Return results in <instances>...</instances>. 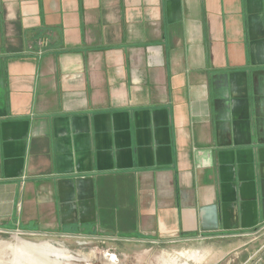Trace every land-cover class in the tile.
Segmentation results:
<instances>
[{
	"label": "crops",
	"instance_id": "0c3cea01",
	"mask_svg": "<svg viewBox=\"0 0 264 264\" xmlns=\"http://www.w3.org/2000/svg\"><path fill=\"white\" fill-rule=\"evenodd\" d=\"M262 226L264 0H0V233Z\"/></svg>",
	"mask_w": 264,
	"mask_h": 264
},
{
	"label": "rangeland",
	"instance_id": "374dc122",
	"mask_svg": "<svg viewBox=\"0 0 264 264\" xmlns=\"http://www.w3.org/2000/svg\"><path fill=\"white\" fill-rule=\"evenodd\" d=\"M14 235L0 233V247L18 245ZM18 236L35 245L48 242L79 258L63 264H106L112 255L116 257V264H264V226L242 237L184 243H128L110 237L76 239L53 234ZM1 248L0 264H13L14 253ZM83 256L88 257L86 261L81 260ZM21 264L29 263L22 261Z\"/></svg>",
	"mask_w": 264,
	"mask_h": 264
},
{
	"label": "bare ground",
	"instance_id": "6f19581e",
	"mask_svg": "<svg viewBox=\"0 0 264 264\" xmlns=\"http://www.w3.org/2000/svg\"><path fill=\"white\" fill-rule=\"evenodd\" d=\"M15 240L18 245L6 244L2 248L0 247L1 249H10L14 253L13 264H21L22 261H27L29 264H63L66 261L79 260L78 257H75L66 249L57 248L48 242L35 245L19 237ZM87 258V256H83L81 260L86 261ZM115 262L116 257L112 255L110 259L107 258L106 264H116Z\"/></svg>",
	"mask_w": 264,
	"mask_h": 264
},
{
	"label": "built area",
	"instance_id": "2783aa9c",
	"mask_svg": "<svg viewBox=\"0 0 264 264\" xmlns=\"http://www.w3.org/2000/svg\"><path fill=\"white\" fill-rule=\"evenodd\" d=\"M13 233H15V235H23L24 233H21V232H13Z\"/></svg>",
	"mask_w": 264,
	"mask_h": 264
}]
</instances>
